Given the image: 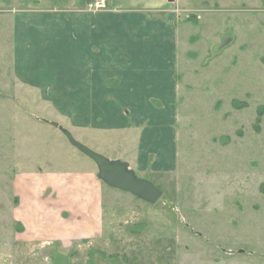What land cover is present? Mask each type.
Here are the masks:
<instances>
[{"label": "crops", "instance_id": "0c3cea01", "mask_svg": "<svg viewBox=\"0 0 264 264\" xmlns=\"http://www.w3.org/2000/svg\"><path fill=\"white\" fill-rule=\"evenodd\" d=\"M94 1L0 0V11L20 12L9 27L14 77L92 151L137 175L172 172L179 65L188 54L179 0H107L102 10H85ZM84 162L14 176V229L0 264H93L117 250L130 264H171L156 245L133 238L139 221L133 235L112 239L122 219L115 200L136 197L105 186Z\"/></svg>", "mask_w": 264, "mask_h": 264}, {"label": "rangeland", "instance_id": "374dc122", "mask_svg": "<svg viewBox=\"0 0 264 264\" xmlns=\"http://www.w3.org/2000/svg\"><path fill=\"white\" fill-rule=\"evenodd\" d=\"M178 4L188 54L179 65L176 168L138 172L161 197L139 206L136 198H117L122 219L112 239L130 237L139 221L133 238L156 245L167 263L264 264V0ZM19 14L0 11L1 261L14 229L16 174L78 168L84 161L97 173L53 126L68 130L58 111L43 107L34 88L14 77L9 27ZM103 253L93 264H130L126 251Z\"/></svg>", "mask_w": 264, "mask_h": 264}, {"label": "water", "instance_id": "95a60500", "mask_svg": "<svg viewBox=\"0 0 264 264\" xmlns=\"http://www.w3.org/2000/svg\"><path fill=\"white\" fill-rule=\"evenodd\" d=\"M52 124L58 127L71 146L94 162L97 168V178L108 187L130 193L148 204H154L159 200L160 189L152 182L138 177L126 162L107 159L79 143L66 129L57 126L56 123Z\"/></svg>", "mask_w": 264, "mask_h": 264}, {"label": "built area", "instance_id": "2783aa9c", "mask_svg": "<svg viewBox=\"0 0 264 264\" xmlns=\"http://www.w3.org/2000/svg\"><path fill=\"white\" fill-rule=\"evenodd\" d=\"M107 0H95L93 3H88L86 9L88 11H99L105 8Z\"/></svg>", "mask_w": 264, "mask_h": 264}]
</instances>
